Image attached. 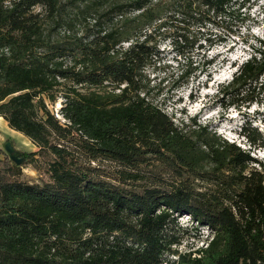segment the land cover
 Masks as SVG:
<instances>
[{
    "label": "trees",
    "instance_id": "1",
    "mask_svg": "<svg viewBox=\"0 0 264 264\" xmlns=\"http://www.w3.org/2000/svg\"><path fill=\"white\" fill-rule=\"evenodd\" d=\"M249 1L0 0V117L37 147L24 165L41 177L26 181L0 148V264H264V162L252 156L264 132L245 121L242 149L195 119L176 125L145 76L162 39L179 89L210 77L205 45L241 38L247 59L217 96L264 105V35L240 36ZM59 95L64 124L45 101ZM73 147L120 169L104 177ZM149 163L173 179L143 174ZM182 217L206 231L185 253Z\"/></svg>",
    "mask_w": 264,
    "mask_h": 264
},
{
    "label": "rangeland",
    "instance_id": "2",
    "mask_svg": "<svg viewBox=\"0 0 264 264\" xmlns=\"http://www.w3.org/2000/svg\"><path fill=\"white\" fill-rule=\"evenodd\" d=\"M244 12L247 19L240 31V36L243 38L246 35L258 37L264 35V0H250ZM231 41L234 43L216 45L210 49L204 46L205 57L214 59L209 69L210 77L204 76L199 83L191 82L179 89H174L179 58L172 50L169 39H162L157 45V56L145 69V76L150 84L149 100L160 107L176 125L180 121L187 122L192 118L199 124L208 125L223 139L235 143L242 149H250L246 140L240 136L241 126L248 120L252 127H257L259 131L264 132V105L233 107L228 106L217 96L219 86L230 81L236 66L247 59L241 38L235 37ZM203 54L204 52L201 51V55ZM45 101L54 117L64 124L65 121L59 111L63 101L62 97L59 95L54 103ZM73 135L76 139L78 138L75 132ZM7 143L12 145L19 157L37 151V147L26 137L11 130L5 120L0 117V148L6 154L4 146ZM73 151L74 159L78 163L100 168V173L104 177L114 175L120 169L117 164L109 161L88 162L80 149L73 147ZM252 153V156L264 162V151H253ZM154 166L157 165L149 163L144 166L143 174L149 175L157 171L165 180L173 179L170 171L155 169ZM22 174L23 178L29 182H39L41 178L30 165H22ZM178 227L180 229L175 230L174 234L179 240L180 252L195 250L206 243V231L191 227L187 218H180ZM166 260L168 264H176V257H168Z\"/></svg>",
    "mask_w": 264,
    "mask_h": 264
},
{
    "label": "water",
    "instance_id": "3",
    "mask_svg": "<svg viewBox=\"0 0 264 264\" xmlns=\"http://www.w3.org/2000/svg\"><path fill=\"white\" fill-rule=\"evenodd\" d=\"M4 150L7 152L9 159L17 166H22L24 164L25 158L24 156L19 157L18 154L15 152V149L12 147L11 144L7 143L4 146Z\"/></svg>",
    "mask_w": 264,
    "mask_h": 264
}]
</instances>
